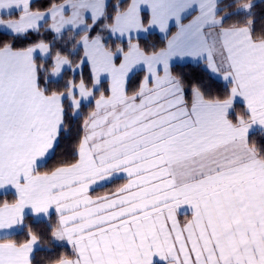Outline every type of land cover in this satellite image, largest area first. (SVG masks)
Wrapping results in <instances>:
<instances>
[{"label":"snow or ice","instance_id":"obj_1","mask_svg":"<svg viewBox=\"0 0 264 264\" xmlns=\"http://www.w3.org/2000/svg\"><path fill=\"white\" fill-rule=\"evenodd\" d=\"M32 3L0 0V264H264V0Z\"/></svg>","mask_w":264,"mask_h":264},{"label":"trees","instance_id":"obj_2","mask_svg":"<svg viewBox=\"0 0 264 264\" xmlns=\"http://www.w3.org/2000/svg\"><path fill=\"white\" fill-rule=\"evenodd\" d=\"M60 2H63V0H34L33 3H32V7H33V10H36V9L44 10L47 7H49L52 3H60ZM111 2L114 3L115 0H111ZM257 27L259 28V23H258ZM175 30H176L175 28H172L171 29L172 32H175ZM36 38H37L36 35L33 34L32 35V39H36ZM48 38L50 39V36ZM152 39H153L154 42L157 43L158 47H163L165 45V43H166L164 41V38H162L157 33H155V35L153 36ZM82 55H83V52L81 50L80 53H79V56H82ZM79 56H76L75 57V59L77 61L79 60ZM180 70H182L186 74H188L189 78H191V79L201 78V79H203L206 82L213 83L214 85H218L220 87H222V85H223V82L222 81H219V80L209 81V73L204 70L202 64L200 66H196L194 63H191V62L183 63V66L181 68H177V71H180ZM83 74H84L85 79L87 80L88 77H89V74H90V69L88 67H85L84 70H83ZM143 75H144L143 72L139 73L128 84L129 94H131L132 91L135 90V88L138 86V83L142 79ZM76 79L78 80L79 79V76H77ZM104 86L105 87L107 86L106 85V82H105V85ZM212 91L215 94L217 91H219V88L214 86L213 89H212ZM98 96H99V94L97 93V97ZM186 101H187L188 105L191 104L192 97H191L190 92L186 95ZM89 110L90 109L88 107H86L84 109L85 115L87 114V112ZM79 123L80 122H77V125L76 126H78ZM253 138L254 139H259V135L257 134ZM74 143H75V132L73 131V138L71 140H65V141H63L62 148L60 150H58L57 157L53 161H50V166L53 165L56 162V160H58V159L61 158V153L64 151L65 148H67L68 150H71V147H72V145ZM118 183L119 182H114V183H112V184H110V185H108L106 187H103L99 191L100 192L101 191L104 192V191H107V190H111V189L115 188V186H117Z\"/></svg>","mask_w":264,"mask_h":264},{"label":"crops","instance_id":"obj_3","mask_svg":"<svg viewBox=\"0 0 264 264\" xmlns=\"http://www.w3.org/2000/svg\"><path fill=\"white\" fill-rule=\"evenodd\" d=\"M34 1V0H33ZM126 2H130V0H126ZM187 21H185L186 23ZM174 28V27H172ZM157 34H159L162 38L163 37V34L160 33L158 30L155 32ZM188 62H191L193 63L192 61H185L183 63H188ZM162 74V73H161ZM98 98V97H97ZM189 107L191 106L188 105ZM114 182H119L117 186H115V188L111 189V190H107V191H104V192H100L99 190L102 189L103 187H99L97 185H93L92 188H90L89 190V195L92 196L94 199L96 197H100V196H105V195H111V193L115 192L120 186H122L124 183H126L125 180L123 179H117V180H114L112 181L111 183H108V184H105L104 187L114 183ZM99 191V192H98ZM177 219L180 221L181 225H183L185 222H187L188 220H191L192 219V213H191V210L190 209H187V211H185L184 207H182L181 210H179L177 212Z\"/></svg>","mask_w":264,"mask_h":264}]
</instances>
